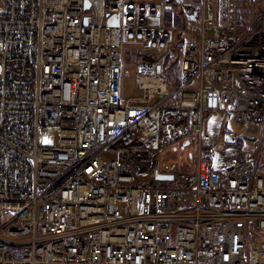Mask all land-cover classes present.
<instances>
[{"label":"built area","instance_id":"obj_1","mask_svg":"<svg viewBox=\"0 0 264 264\" xmlns=\"http://www.w3.org/2000/svg\"><path fill=\"white\" fill-rule=\"evenodd\" d=\"M168 1L0 0V264H264V13ZM218 107L263 126L254 151L209 143Z\"/></svg>","mask_w":264,"mask_h":264},{"label":"rangeland","instance_id":"obj_2","mask_svg":"<svg viewBox=\"0 0 264 264\" xmlns=\"http://www.w3.org/2000/svg\"><path fill=\"white\" fill-rule=\"evenodd\" d=\"M157 1V0H154ZM216 7L217 19L221 22H227L226 18L230 21H238L241 23H251L256 19L259 13H264V0H213ZM174 17V16H173ZM168 16L170 22L177 28L175 31V39L180 36L181 44L190 38L189 33L179 30L183 27L180 19ZM225 19V20H224ZM175 20V21H174ZM240 20V21H239ZM228 23V22H227ZM223 23V24H227ZM181 34H180V33ZM179 34V35H177ZM179 38V37H178ZM179 38V39H180ZM135 66L131 63H124L122 65V76L120 80V94L124 97H131L137 94L135 89L134 79ZM264 124V123H263ZM203 129L210 137L209 143L216 148L226 149H244L254 151L257 148L260 136L262 134L263 126L247 125L242 120H237L235 114L226 112L221 107L213 109L203 120ZM230 132L236 134V143L229 144L224 141V134ZM42 144H57L58 143V128L50 127L42 132L39 136ZM190 147L187 146V150ZM162 159L169 164L183 165L189 164L190 159L185 155H180L179 152L173 155L163 154Z\"/></svg>","mask_w":264,"mask_h":264},{"label":"trees","instance_id":"obj_3","mask_svg":"<svg viewBox=\"0 0 264 264\" xmlns=\"http://www.w3.org/2000/svg\"><path fill=\"white\" fill-rule=\"evenodd\" d=\"M168 2H170V0ZM168 16H170V17L174 16L173 18H176V23H177V18H178V20L180 19L183 27L186 26L185 19L183 18V16L181 15L180 11L176 7H172L171 9L164 10V12H163V23L165 25H171V26L175 27V25L173 24V21L170 22V19L168 18ZM261 27L264 28V24ZM177 35H179V34H177ZM178 37L180 38V36H178ZM178 37H176V39H175L174 48H173L175 60L172 62L171 68H170V72H171L172 75L175 74V70L173 68H176L177 65H178V60H179L178 58H179V54H180L181 49H182V44L180 43L182 38L179 39Z\"/></svg>","mask_w":264,"mask_h":264},{"label":"bare ground","instance_id":"obj_4","mask_svg":"<svg viewBox=\"0 0 264 264\" xmlns=\"http://www.w3.org/2000/svg\"><path fill=\"white\" fill-rule=\"evenodd\" d=\"M249 57L247 56V55H240V56H238L237 57V59H235L236 61H239V62H247V61H249ZM260 73L262 72V73H264V67H262V68H260Z\"/></svg>","mask_w":264,"mask_h":264},{"label":"water","instance_id":"obj_5","mask_svg":"<svg viewBox=\"0 0 264 264\" xmlns=\"http://www.w3.org/2000/svg\"><path fill=\"white\" fill-rule=\"evenodd\" d=\"M88 6V3L86 2L85 3V7H87ZM170 8V6L169 5H166L165 6V9H169ZM111 24H117V21H116V19H114L113 21H111ZM212 105H214V103H212ZM186 144V143H185ZM184 144V145H185Z\"/></svg>","mask_w":264,"mask_h":264},{"label":"crops","instance_id":"obj_6","mask_svg":"<svg viewBox=\"0 0 264 264\" xmlns=\"http://www.w3.org/2000/svg\"><path fill=\"white\" fill-rule=\"evenodd\" d=\"M229 19H230L229 17H228V18H226V20H227V21H230ZM239 21H240V20H239ZM224 141H225L226 143H228V142H229V141H228V139H226V137H225V136H224Z\"/></svg>","mask_w":264,"mask_h":264}]
</instances>
